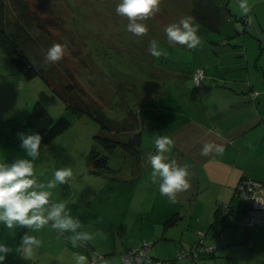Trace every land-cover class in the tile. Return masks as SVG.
Listing matches in <instances>:
<instances>
[{
    "label": "crops",
    "instance_id": "1",
    "mask_svg": "<svg viewBox=\"0 0 264 264\" xmlns=\"http://www.w3.org/2000/svg\"><path fill=\"white\" fill-rule=\"evenodd\" d=\"M213 1L217 10L224 7L229 12L226 20L237 30L220 27L219 31H214L193 20L202 39L201 46L188 49L178 44L170 45L165 28L182 17H192V0L189 4L177 3L173 10L182 8L187 14L177 19L174 17V20L172 17L174 22L164 24V20H160L161 33L155 36L161 41L159 49L164 54L153 57L149 51L147 54L143 52L148 64L159 66V72L168 75L161 83L156 82L159 85L156 84L157 91H154L157 95L155 100L141 97L132 101L139 106L136 111L133 104L130 105L132 111L129 116L133 122L128 123L141 132V157L145 156L148 161L155 154L153 135L170 137L174 144L164 155L178 164L190 166V172L194 173L190 189L178 193L177 201L173 203L161 195L159 181L152 182V169L146 162L147 170L129 179L138 181H132L127 197L118 198L117 189L107 195L98 193V197L106 201L104 206L110 210L102 211L105 215L102 219L93 214L92 228L98 243L95 245L91 241L89 244L97 252L107 255V259L99 258L92 262L85 250L73 245L71 236L60 232L61 237L50 225L39 230L14 225L9 230L0 223V243L12 249L0 264H75L76 255L84 256L87 264L90 261L92 264H118L119 254L137 246L142 240L151 242L148 254L155 259H173L177 248L196 247L202 240L206 246L217 245V249L211 256H202L201 264H264V226L243 225L245 202L235 193V185L243 176L264 182V35L257 34L261 22L258 21L257 26L254 21L257 15L252 16L256 0H237L232 5L233 14H236L234 18L240 20L236 23H233L227 9L231 6L228 0H219V4ZM244 20L249 27L244 28ZM153 23L150 20L145 22L150 26ZM164 64L170 65V69ZM196 67L204 71L201 87L196 88L189 78H175L181 76V69ZM174 68L179 69V75L174 73ZM156 77H159L157 73ZM184 79L190 86H184L187 95L181 97L180 84ZM165 83L175 88L173 93L167 90ZM252 90L258 94L250 98ZM175 101L181 102V106H175ZM166 102L174 103V107L164 108L162 104ZM131 131L126 129L121 134L127 137ZM205 143L220 145L223 151L202 156L201 149ZM103 180L107 184H116L110 177ZM45 190L53 194L51 189ZM220 202L232 206L230 214L218 215ZM50 203L59 202L50 199ZM65 207L70 210L68 204ZM47 229L53 230L50 231L53 245L44 244L47 239L42 237L41 231ZM221 231H224L223 239L218 236ZM199 232L204 233L202 239ZM21 233L22 237L27 234L40 241L32 260L24 259L16 250L21 242L22 237L18 240ZM173 264H188V260H177Z\"/></svg>",
    "mask_w": 264,
    "mask_h": 264
},
{
    "label": "rangeland",
    "instance_id": "2",
    "mask_svg": "<svg viewBox=\"0 0 264 264\" xmlns=\"http://www.w3.org/2000/svg\"><path fill=\"white\" fill-rule=\"evenodd\" d=\"M24 1L20 6L16 0L2 2L0 7L5 13L2 27L9 34L21 33L17 43L38 73L32 78H25L0 47V162H11L16 158L32 160L34 178L45 184L54 179L57 169L72 170V180L52 188L50 199L65 206L68 204L71 216L81 221L78 231L87 232L89 239L82 244L77 243V246L85 250L90 259L94 253L101 254L89 244L91 241L95 245L98 243L95 229L92 228L93 214L102 219L105 216L102 211L110 210L104 206L106 201L100 199L98 193L107 195L117 189L118 198L127 197L132 181H138L129 179L146 171V162H149L145 156L141 157L140 148V157L136 159L117 145L111 153H106L105 167H95L90 158L92 152L105 153L96 144V137L126 141V135L121 132L132 127L128 123L133 122L129 116L132 111L130 105L133 104L136 111L139 106L133 102L137 99H156L154 91H157L156 84L159 85L156 82L161 83L168 73L159 72V66H155L158 68L156 71L152 64L146 62L143 52L148 53L147 47L152 40L158 42V47L161 44L155 37L156 33L157 36L161 33L159 21L164 20V24L174 22V17L177 19L187 14L182 8L174 11L172 7L177 3L189 4L191 0H162L161 10L148 19L154 22L153 26L147 24L150 31L143 37H136L127 31V18L115 11L119 0ZM228 1L231 6L227 9L236 23L239 20L234 18L236 14H233L232 5L237 0ZM223 8H218L220 27L235 31L234 26L226 20L229 12ZM255 14L257 26L258 21L261 22L257 34L264 35V0H256L252 16L255 17ZM54 43L67 44L66 54L59 63L45 66L44 56ZM164 66L170 69V65ZM173 71L179 75V69L174 68ZM156 73L160 78L156 77ZM167 81L169 79L164 80ZM164 85L171 93L175 90L166 83ZM184 86H190L187 79L181 81V97L187 95ZM162 105L164 108L174 107V103ZM178 105L181 106V102H176L175 106ZM31 113L36 118V126L28 123ZM60 117L69 121L68 127L49 137V125ZM21 132L26 135L39 133L42 136L37 158L27 156L21 148L17 135ZM106 177L116 184L105 183L103 178ZM143 185L146 186L145 183ZM50 231L53 232L48 229L41 231L42 237L47 239L45 245L54 243ZM66 234L74 235L71 232ZM105 257L107 259V255Z\"/></svg>",
    "mask_w": 264,
    "mask_h": 264
},
{
    "label": "clouds",
    "instance_id": "3",
    "mask_svg": "<svg viewBox=\"0 0 264 264\" xmlns=\"http://www.w3.org/2000/svg\"><path fill=\"white\" fill-rule=\"evenodd\" d=\"M162 0H119L115 11L128 20L127 31L136 37L146 36L148 27L141 21H146L158 13ZM193 17H182L177 23H171L165 28L170 45L186 46L196 49L201 46L202 39L198 29L193 24ZM67 44L54 43L44 56L45 66L59 63L65 56ZM149 53L153 57L163 55L158 42L149 43ZM21 148L27 156L33 159L40 155L42 136L39 133H18ZM155 154L149 158L152 169L151 180L155 184L159 181L161 195L167 196L173 203L177 201V194L190 189V179L194 173L190 172L188 164H178L176 160H169L164 155L169 151L174 141L161 134L153 135ZM213 151L220 153L223 147L214 143H205L201 149L202 156H208ZM73 172L70 168H60L54 172V179L46 184L34 178L32 160L16 158L11 162H0V223L11 230L14 225L39 230L45 225L53 229L74 235L71 237L73 245L84 243L89 239L87 232H80L81 221L71 216L63 203H50L51 193L45 189H52L57 184L71 181ZM40 247V241L34 236L25 234L16 249L26 260H32L34 253ZM12 251L6 244L0 243V262L6 259ZM75 264H87L84 256H74Z\"/></svg>",
    "mask_w": 264,
    "mask_h": 264
},
{
    "label": "trees",
    "instance_id": "4",
    "mask_svg": "<svg viewBox=\"0 0 264 264\" xmlns=\"http://www.w3.org/2000/svg\"><path fill=\"white\" fill-rule=\"evenodd\" d=\"M3 1L4 0H0L1 6H2ZM21 1H24V0H16V4L19 3V6L22 5ZM37 1H39V0H37ZM192 1H193V7H192L191 14H192V17L194 18L193 20L199 22L201 25H203L209 29H212L214 31H219L220 16H219V11L217 10V6H215L214 1L213 0H192ZM3 14H5V13H3L2 7H0V47L5 52V54L11 59V61L16 65L18 70L25 76V78H32V77L36 76L38 72H37L35 66L33 65V63L31 62V60L29 59V57L20 49V47L17 43V40L22 35L19 32L18 33L14 32V33L9 34L6 30L3 29V27H2V25H3V20H2ZM243 22H244V28L247 27V25H249L248 23L245 22V20ZM233 23H234V21H233ZM235 27L236 26H234V28ZM197 68L202 69L200 67L191 68L190 70H188L187 68L181 69L182 70V71H180L181 76H179V77L180 78H189L191 80L192 84L196 88L201 87L203 79H204L203 69H202V78L200 81V85H195L193 78H192L193 72ZM181 72H184V73L182 74ZM189 73H190V75H189ZM252 93H254V94H252ZM257 94H258L257 91L252 90L249 94V97L250 98L255 97ZM33 114L34 113H31L30 116L28 117V123L32 126H36L37 121H36V118H33ZM68 125H69V121L67 119H65L64 117H60L59 119L53 121L49 125L48 136L49 137L55 136L56 134L65 130L68 127ZM130 129L132 131L128 134L126 141H121V140H117V139H113V138H109V137H103V136H97L96 137V144L98 146H100L105 153L100 154L98 151L92 152V155L90 158L93 159V164L95 167H98V168L99 167H105L106 153L107 154L111 153L112 150H114L117 147V145H121L122 148H124V151L126 153L132 155L134 158L138 159L140 157L139 148L141 145V132L139 130H136L135 126H133V125H132V127L128 128L127 130H130ZM125 130L126 129H123V131H125ZM246 177H248V176H243L240 178V180H242L243 178H246ZM254 180H256V179H254ZM257 181H260V180H257ZM260 182H262V181H260ZM237 183H236V185H237ZM262 183H264V182H262ZM236 185H235V190H236ZM235 193L238 195L237 191ZM244 202H245V215H246V201L244 200ZM224 205L229 206V209L227 212L224 210ZM231 211H232V206L230 204L220 202L217 205L218 215H221V216L224 215L225 216L227 214H230ZM245 215H244V219L242 221L244 226H246V227H248V226H256V227L264 226V225H246L245 224ZM198 234L200 236V239H202L204 237V233L199 232ZM223 234H224V231H221L218 233V236L220 239H223ZM21 237H22V233L19 235L18 240H20ZM143 241H146V240H142L137 246H140ZM146 242H148V241H146ZM213 245H214V247H213L212 251H202L199 253V257H198L199 264H200V258L202 256H211L216 251L217 245H215V244H213ZM137 246H135V247H137ZM132 248H134V247H132ZM132 248H129V249H132ZM193 248H195V247L192 246L188 249H186L185 247H179L175 251V254H176L175 257L173 259H168V260L167 259H165V260L155 259L154 257H151L148 254V250H149L148 249L147 250V256H148L147 260H144L143 262H133L132 264H135V263L155 264L154 262H159L158 264H173L177 260L187 259L186 257L178 258V255H177L178 250L183 249L185 251H188V250H191ZM129 249H127V250H129ZM127 250H125V251H127ZM101 256H103L102 258L106 259L105 255H101ZM118 264H120V260H119ZM188 264H189V260H188Z\"/></svg>",
    "mask_w": 264,
    "mask_h": 264
},
{
    "label": "built area",
    "instance_id": "5",
    "mask_svg": "<svg viewBox=\"0 0 264 264\" xmlns=\"http://www.w3.org/2000/svg\"><path fill=\"white\" fill-rule=\"evenodd\" d=\"M195 85H200L202 78V69L197 68L192 75ZM254 94V93H252ZM238 195L246 201V225H264V183L254 180L250 177L243 178L236 185ZM229 206L224 205V210L227 212ZM150 244L143 241L140 246L134 247L120 254V264H132L133 262H143L147 260V250ZM214 245L206 246L202 240L198 245L188 251L180 249L177 251L178 258L186 257L189 264H199L198 257L202 251H212ZM91 260L102 258L98 253L93 254ZM158 264L159 262H154Z\"/></svg>",
    "mask_w": 264,
    "mask_h": 264
}]
</instances>
